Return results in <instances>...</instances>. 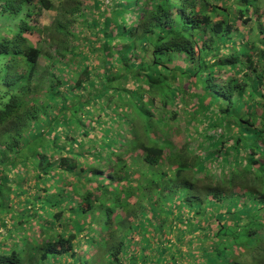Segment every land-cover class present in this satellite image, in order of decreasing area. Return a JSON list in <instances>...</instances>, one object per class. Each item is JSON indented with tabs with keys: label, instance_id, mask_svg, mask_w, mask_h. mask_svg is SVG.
<instances>
[{
	"label": "clouds",
	"instance_id": "clouds-1",
	"mask_svg": "<svg viewBox=\"0 0 264 264\" xmlns=\"http://www.w3.org/2000/svg\"><path fill=\"white\" fill-rule=\"evenodd\" d=\"M260 51L264 0H0V264H264Z\"/></svg>",
	"mask_w": 264,
	"mask_h": 264
},
{
	"label": "trees",
	"instance_id": "trees-1",
	"mask_svg": "<svg viewBox=\"0 0 264 264\" xmlns=\"http://www.w3.org/2000/svg\"><path fill=\"white\" fill-rule=\"evenodd\" d=\"M216 11L220 14L226 13L227 9L226 8H222L220 5L216 6ZM6 22V21H5ZM243 23L246 25L248 23L247 20L243 21ZM238 30V29H237ZM87 43V41H85ZM255 47V46H254ZM242 55H244L245 60L244 62L248 65L250 71L255 75V80L252 81L247 74H245V78L249 80L250 83L253 84V87L249 90L247 89V85H245V89L249 90L251 93V97L253 99H256L257 97H259V104L260 107L259 108H255V111L251 112L250 115L252 116L251 120H245V119H239L238 118V122L240 125V131L244 132L247 131L249 137H255L257 136L262 130L258 129L256 127L257 123L260 122V120H264V115L261 114V109H264V95L260 94L259 89L261 88L262 85H264V80H261L260 75L261 74H257L258 73V69L260 67V64L257 63V60H259L260 63H264V51H260L257 57H254L253 55H250L248 53H243ZM57 57H58V62L62 65V68L60 70V77L61 78H57L55 75H53V79L56 80V84L49 87L47 89V92L45 93V98L52 104H55L57 100H65L66 96L61 93L58 89L59 87L63 84V77L69 76L73 74V67L78 63V57L75 53V49H71V48H65L64 53H57ZM45 58L46 59H53L51 53H46L45 54ZM81 59H87V54L86 53H81L80 56ZM239 62V61H232V62H225L224 64L221 65V68H233L235 67V64ZM217 63H220V61H217ZM49 67L55 69L56 68V64H52ZM64 69H67V71H64ZM11 69L6 66L5 68V79H7L8 73ZM165 71H168L167 67H165ZM88 73V68H84L82 73L78 74V78L74 81L76 87H80L82 83L86 82V81H82L79 76H83L86 75ZM228 75H231L230 73H226ZM31 75V74H30ZM111 79H115L114 77ZM165 80H167V77H164ZM151 83V82H150ZM205 86L206 87H213V85L210 83V81H205ZM236 87H239V85H236ZM71 91V89H69ZM175 103V98H173V100L170 102V104L168 106H171L172 104ZM181 104H183V101H181ZM198 112V109L196 110ZM140 115H145V113H140ZM178 114L177 113H173L172 118L175 119L176 116ZM259 118V119H257ZM74 123H76L77 125H80L79 121H76L74 119ZM245 126H247V128H245ZM82 135H87V133H82ZM241 143V139L239 136H237L236 139V144L240 145ZM260 145V142L257 140V144L256 146H254L253 148L249 149V153L251 156L255 157L258 155V147ZM223 146V143L221 142V147ZM159 151H163V149H159ZM260 164L262 168H264V157H262L260 160H255V159H250L249 160V166H254L256 164ZM259 171V170H258ZM37 181H39L40 176L37 175L36 176ZM134 260L135 258H133V264H134Z\"/></svg>",
	"mask_w": 264,
	"mask_h": 264
},
{
	"label": "rangeland",
	"instance_id": "rangeland-1",
	"mask_svg": "<svg viewBox=\"0 0 264 264\" xmlns=\"http://www.w3.org/2000/svg\"><path fill=\"white\" fill-rule=\"evenodd\" d=\"M46 54V53H45Z\"/></svg>",
	"mask_w": 264,
	"mask_h": 264
}]
</instances>
